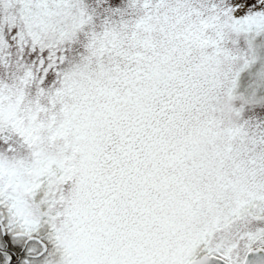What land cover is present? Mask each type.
<instances>
[{"label":"snow or ice","instance_id":"6c2138e0","mask_svg":"<svg viewBox=\"0 0 264 264\" xmlns=\"http://www.w3.org/2000/svg\"><path fill=\"white\" fill-rule=\"evenodd\" d=\"M0 264H264V0H0Z\"/></svg>","mask_w":264,"mask_h":264}]
</instances>
